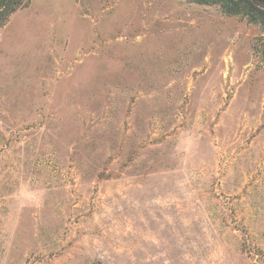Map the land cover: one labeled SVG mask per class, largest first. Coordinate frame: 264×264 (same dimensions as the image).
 I'll list each match as a JSON object with an SVG mask.
<instances>
[{"label": "rangeland", "instance_id": "rangeland-1", "mask_svg": "<svg viewBox=\"0 0 264 264\" xmlns=\"http://www.w3.org/2000/svg\"><path fill=\"white\" fill-rule=\"evenodd\" d=\"M264 32L186 0H27L0 29V264H264Z\"/></svg>", "mask_w": 264, "mask_h": 264}, {"label": "trees", "instance_id": "trees-1", "mask_svg": "<svg viewBox=\"0 0 264 264\" xmlns=\"http://www.w3.org/2000/svg\"><path fill=\"white\" fill-rule=\"evenodd\" d=\"M199 5H217L229 16H240L249 23L258 25L264 32V0H186ZM27 0H0V29L19 8L25 6ZM264 62V43L262 45Z\"/></svg>", "mask_w": 264, "mask_h": 264}]
</instances>
